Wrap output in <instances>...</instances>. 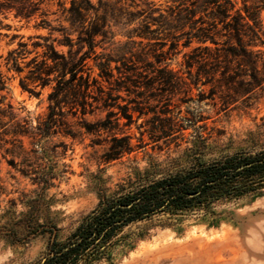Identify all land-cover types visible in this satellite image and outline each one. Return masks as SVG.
I'll list each match as a JSON object with an SVG mask.
<instances>
[{
	"label": "trees",
	"instance_id": "1",
	"mask_svg": "<svg viewBox=\"0 0 264 264\" xmlns=\"http://www.w3.org/2000/svg\"><path fill=\"white\" fill-rule=\"evenodd\" d=\"M120 2L99 0L97 8L92 0H59L70 26L54 28L46 19L37 26L51 27L63 38L34 42L32 46L43 48V52L25 67L20 60L31 53L28 43H20L18 49L9 52V69H28L20 81L24 90L32 92L30 84L51 86L52 90L48 113L37 125L17 119L11 105L2 108L5 97L1 93L7 78L0 66V140L25 155V138L32 146L44 149L58 134L75 139L85 133L101 136L107 132L104 141L108 146L103 154L107 162L148 144L161 149L162 143L166 147L174 144L180 149L185 141L189 146L182 151L176 169L159 175L145 170L126 186V191L122 188L100 198L98 206L82 218L66 240H59L54 224L41 230L50 233V240L43 257L33 264L110 261L123 242V231L134 223L264 195V146L210 157L211 136L201 132L197 116L182 117L180 112L183 104L200 103L208 98L207 93L226 110L240 100L256 98L258 91L264 90V0H172L165 8L154 0H126V7H118ZM41 3L0 0V13L14 12L18 18L30 19ZM109 9L126 15V27L134 26L127 31L126 45L98 53V46L110 39ZM56 41L67 47V52H60ZM180 47L189 48L184 55L185 72L174 71L167 63ZM98 113L105 116L91 121L90 117ZM151 114L158 124L141 131L134 144L126 127L135 122V115L139 119ZM189 129H193L190 138L185 136ZM49 181H44L47 187L51 186ZM38 227L34 231L38 232Z\"/></svg>",
	"mask_w": 264,
	"mask_h": 264
},
{
	"label": "rangeland",
	"instance_id": "2",
	"mask_svg": "<svg viewBox=\"0 0 264 264\" xmlns=\"http://www.w3.org/2000/svg\"><path fill=\"white\" fill-rule=\"evenodd\" d=\"M92 1L99 8V0ZM154 2L165 8L172 0ZM118 7H126V0H121ZM39 8L30 19L18 18L14 12L0 13V66L7 78L6 89L1 93L5 97L2 108L11 105L17 119H28L33 126L46 117L52 88L30 84L34 90H24L20 81L28 74V69L23 72L9 69L11 66L6 65V59L20 43H28L31 53L20 60L25 67L31 58L43 52V48L32 46L34 42L63 38L51 27H38L42 19L48 20L54 28L70 26L59 0H42ZM100 14L103 15L102 10ZM262 17L264 19V10ZM106 18L110 39L98 46V53H110L117 46L126 45L127 31L134 26L126 27V15L118 10L109 9ZM55 45L60 52L68 50L57 41ZM188 51L189 48L180 47L167 60L170 68L185 72L184 55ZM98 72L95 68L94 74ZM206 97L200 103L183 104L180 112L182 117L197 116L201 132L211 136L210 157L264 146V90L258 91L256 98L240 100L226 110H221L218 99L213 100L209 93ZM104 116L98 113L90 120L95 122ZM152 117L151 114L137 119L135 115V122L126 127L134 144L141 131L158 124ZM8 120L4 118V122ZM192 131L187 130L185 136L190 138ZM108 135L107 132H102L101 136L85 133L74 139L58 134L44 149L32 146L25 138L28 151L25 155L0 140V264H33L43 257L50 240V233H41V230L54 224L59 240H66L82 218L98 206L100 198L112 196L122 188L126 191V186L145 170L151 169V173L159 175L176 169L182 160V151L189 146L185 141L180 149L174 144L166 147L162 143V149L148 144L107 162L103 154L108 146L104 141ZM145 139L148 141L147 137ZM93 141L103 144L94 145ZM48 179L51 186L47 187L44 181ZM34 227L39 231H34ZM123 235V242L115 248L112 259L95 264H264V195L220 202L210 210L157 215L128 226Z\"/></svg>",
	"mask_w": 264,
	"mask_h": 264
}]
</instances>
